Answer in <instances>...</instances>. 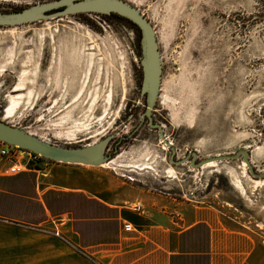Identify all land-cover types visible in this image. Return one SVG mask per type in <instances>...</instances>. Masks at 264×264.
I'll use <instances>...</instances> for the list:
<instances>
[{"label": "rangeland", "instance_id": "1", "mask_svg": "<svg viewBox=\"0 0 264 264\" xmlns=\"http://www.w3.org/2000/svg\"><path fill=\"white\" fill-rule=\"evenodd\" d=\"M50 1L0 4L13 12ZM124 1L156 32L162 82L152 119L176 149L173 160L247 150L262 173L264 0ZM140 39L130 22L95 13L0 28V120L59 146L112 136L113 164L105 170L124 188L217 207L264 240V180L256 184L262 179L249 174L242 158L204 169L174 165L159 132L142 122ZM18 94L23 98L8 118L10 97ZM238 180L244 191L235 187ZM57 224L0 221V259L46 260L54 248V264H66L60 257L81 264L86 257Z\"/></svg>", "mask_w": 264, "mask_h": 264}, {"label": "crops", "instance_id": "2", "mask_svg": "<svg viewBox=\"0 0 264 264\" xmlns=\"http://www.w3.org/2000/svg\"><path fill=\"white\" fill-rule=\"evenodd\" d=\"M10 165L0 158V221L65 226L86 257L81 264H264V240L217 207L141 196L105 166L48 161L37 171L11 175ZM49 252L46 260L20 264H54L58 254Z\"/></svg>", "mask_w": 264, "mask_h": 264}, {"label": "water", "instance_id": "3", "mask_svg": "<svg viewBox=\"0 0 264 264\" xmlns=\"http://www.w3.org/2000/svg\"><path fill=\"white\" fill-rule=\"evenodd\" d=\"M80 13H95L110 16L115 14L130 21L141 34L140 46L142 57L140 59L143 79L141 95L145 96L146 109L142 122L147 119L150 128L159 132L162 143L171 150L170 162L174 165L190 163L193 169H200L209 162H223L242 158L249 174L255 179L264 180V172L257 173L250 161V152L241 150L236 154L216 155L196 162L197 152H189L181 160L174 161L176 149L167 140L161 124L153 123L152 112L156 105L162 82V61L158 49L156 32L150 21L139 9L124 0H53L43 4L29 6L14 12L0 13V28L15 27L43 20L72 16ZM112 136H107L98 142L81 147H66L51 144L23 128L9 125L0 120V141L22 150L30 151L42 158L65 164H78L84 166L101 167L111 160L107 149Z\"/></svg>", "mask_w": 264, "mask_h": 264}, {"label": "built area", "instance_id": "4", "mask_svg": "<svg viewBox=\"0 0 264 264\" xmlns=\"http://www.w3.org/2000/svg\"><path fill=\"white\" fill-rule=\"evenodd\" d=\"M0 158L6 159L10 162L11 165L7 172L11 175H17L27 170L37 171L41 166H44L46 162H48L39 155L30 151L22 150L18 147L9 146L1 141ZM135 209L141 210L142 205L136 206ZM123 228L125 232H129L131 230V226L129 224H125Z\"/></svg>", "mask_w": 264, "mask_h": 264}, {"label": "bare ground", "instance_id": "5", "mask_svg": "<svg viewBox=\"0 0 264 264\" xmlns=\"http://www.w3.org/2000/svg\"><path fill=\"white\" fill-rule=\"evenodd\" d=\"M11 30V29H10ZM22 86H23V84L21 83V84H19L17 87H16V89H15V92H18L19 90H21L22 89ZM22 98H23V95H21V94H18V95H16V96H12V97H10V100H9V106L6 108V111H5V113H6V117H11L12 116V111L14 110V108L15 107H17L19 104H20V102H21V100H22ZM42 139V138H41ZM44 140V139H43ZM113 163H112V161H109L107 164H105L104 166L105 167H109V166H111ZM219 166V163H216V162H209V163H207L206 165H204L203 167H202V169H204V168H213V167H218ZM244 167L246 166V165H243ZM245 169H246V167H245ZM264 172V171H263ZM263 182V180H255V183L256 184H261ZM235 187L237 188V189H239V190H241V191H244L245 189H244V187H243V185H242V183L238 180L237 182H235Z\"/></svg>", "mask_w": 264, "mask_h": 264}, {"label": "flooded vegetation", "instance_id": "6", "mask_svg": "<svg viewBox=\"0 0 264 264\" xmlns=\"http://www.w3.org/2000/svg\"><path fill=\"white\" fill-rule=\"evenodd\" d=\"M6 12H12V11H7V8H5L4 6H1V4H0V13H6ZM14 12V11H13ZM146 120V119H145ZM144 120V121H145ZM143 121V122H144ZM147 121V120H146Z\"/></svg>", "mask_w": 264, "mask_h": 264}, {"label": "trees", "instance_id": "7", "mask_svg": "<svg viewBox=\"0 0 264 264\" xmlns=\"http://www.w3.org/2000/svg\"><path fill=\"white\" fill-rule=\"evenodd\" d=\"M110 16L117 17V18H119V19H122V20L128 21V20H126V19H124V18H121V17L115 15V14H111ZM128 22H130V21H128ZM130 23H131V22H130ZM131 24H132V23H131ZM134 26H135V25H134ZM135 27H136V26H135Z\"/></svg>", "mask_w": 264, "mask_h": 264}]
</instances>
